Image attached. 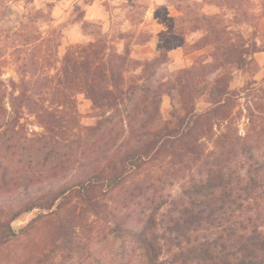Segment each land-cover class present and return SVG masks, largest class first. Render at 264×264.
Instances as JSON below:
<instances>
[{"label":"trees","instance_id":"16d2710c","mask_svg":"<svg viewBox=\"0 0 264 264\" xmlns=\"http://www.w3.org/2000/svg\"><path fill=\"white\" fill-rule=\"evenodd\" d=\"M74 49L65 57V84L80 88L96 109L121 113L125 136L114 138L104 123L86 128L81 170L46 189L28 180L26 199L7 210L4 186L15 165L4 153L3 137L11 134L6 152L20 150L14 135L24 130L25 109L50 133L57 117L34 107L24 88L17 96L10 94L9 109L1 98L0 247L16 239L34 241L47 224L52 249L36 264H87L92 254L80 257L88 249H81L79 235L99 224L105 238L139 245L126 257L137 264H264V88L252 82L233 89L228 69L246 70L259 51L256 43L215 47L214 70L209 72L211 65L182 69L172 85L146 75L149 63L143 64L145 75L139 81L129 82L126 61L106 55L99 44ZM172 91L177 92L181 112L175 109L173 120L161 123V98ZM198 92L209 99V107L201 112ZM242 97L249 121L244 135L234 126L236 101ZM152 167L157 175L142 179ZM128 183L134 186L127 192L131 194L117 201L114 194ZM175 187L179 191L173 193ZM140 197L148 207L135 213L131 206ZM35 210L39 214L16 232L12 222ZM90 260L109 264L103 255Z\"/></svg>","mask_w":264,"mask_h":264},{"label":"rangeland","instance_id":"374dc122","mask_svg":"<svg viewBox=\"0 0 264 264\" xmlns=\"http://www.w3.org/2000/svg\"><path fill=\"white\" fill-rule=\"evenodd\" d=\"M249 42L256 43L259 51L244 71L228 66L233 89L242 90L252 82L264 88V0H0V99L5 97L9 109L10 94L17 96L24 88L34 107H44L57 117L50 133L25 109L24 130L14 135L20 150L6 152L11 134L3 137L4 153L10 165H15L4 186L6 209L26 199L28 180L35 188L46 189L51 183L66 181L84 165L80 151L86 128L104 123L114 138L125 136L121 113L96 109L80 88L65 84V57L74 48L99 44L106 55L126 61L124 76L129 82L139 81L145 75L143 64L149 63L146 75L172 85L182 69L213 66L215 47L248 46ZM195 96L199 112L209 107L207 95L198 92ZM247 105L242 97L234 110V126L241 135L249 128ZM175 109L181 112L177 92L163 95L161 123L172 121ZM72 146L73 154L69 151ZM157 173L156 167L148 168L142 179L152 180ZM133 187L128 183L114 197L124 200ZM133 203L135 213L148 207L141 197ZM38 214V210L26 214L13 221L12 227L19 231ZM39 229L34 241L16 239L0 247V264H36L44 251L52 249L48 225ZM101 232L99 224L81 231V249H88L80 256L83 260L92 254L106 256L109 264H137L135 258H126L133 249H140L137 243L114 241ZM121 249L130 250L123 253ZM91 257L87 264H97Z\"/></svg>","mask_w":264,"mask_h":264},{"label":"water","instance_id":"95a60500","mask_svg":"<svg viewBox=\"0 0 264 264\" xmlns=\"http://www.w3.org/2000/svg\"><path fill=\"white\" fill-rule=\"evenodd\" d=\"M14 230L18 232V228L16 226H13Z\"/></svg>","mask_w":264,"mask_h":264}]
</instances>
